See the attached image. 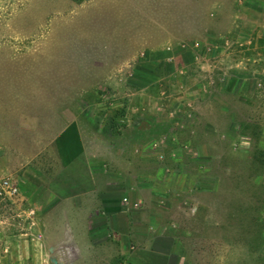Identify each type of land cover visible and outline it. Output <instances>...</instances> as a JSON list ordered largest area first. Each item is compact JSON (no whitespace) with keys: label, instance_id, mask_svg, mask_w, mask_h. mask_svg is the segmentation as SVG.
I'll use <instances>...</instances> for the list:
<instances>
[{"label":"rangeland","instance_id":"374dc122","mask_svg":"<svg viewBox=\"0 0 264 264\" xmlns=\"http://www.w3.org/2000/svg\"><path fill=\"white\" fill-rule=\"evenodd\" d=\"M234 71L264 81V0H0V181L19 185L0 194V264L32 236L47 192L86 172L68 145L102 155L132 225L156 181L176 202L172 222L197 217L198 264H237L238 242L264 264V97L249 114L261 125L243 131L258 136L206 134L208 117L242 115L225 83ZM139 232L117 259L146 264Z\"/></svg>","mask_w":264,"mask_h":264},{"label":"crops","instance_id":"0c3cea01","mask_svg":"<svg viewBox=\"0 0 264 264\" xmlns=\"http://www.w3.org/2000/svg\"><path fill=\"white\" fill-rule=\"evenodd\" d=\"M229 74L225 83H229L231 97L240 105L238 107L242 115L238 118L228 114L222 124H219L215 115L212 119L208 117L205 122L206 134L224 139L234 135L239 138L256 137L259 134L254 136L243 131L247 126H260L262 123L249 114L256 109L257 101L264 97V81L236 78L235 71ZM239 74L245 73L239 71ZM224 107H228L227 103H224ZM226 110L229 108L223 109L225 115L228 113ZM260 137H264V134ZM228 151L227 147H222L223 153ZM65 152L74 155V159L78 153L83 155L82 162L78 164L86 168V172L77 178L68 179L64 183L66 190L59 197L52 200L51 194L47 192L41 200L47 204L39 206L41 220H37L32 236L10 243L2 260L13 258V264H113L119 260V254H130L132 242L140 239L135 233L140 231L141 243L146 245V264H198L196 251L202 245L198 243L200 232L194 224L197 217L190 214L188 225H182L181 220L175 217L172 222L170 212L176 202L168 189L162 191L156 181L148 182L146 212L142 217L137 216L138 221L135 216L132 225L128 209L122 207L120 199L112 197L110 185L113 181L103 178L105 172L97 164L102 155L96 149L87 151L86 146L75 148L68 145ZM30 184L39 185V181L31 178ZM116 206L122 211H117ZM108 218L111 223L107 222ZM108 226L116 229V241L109 239ZM203 235L207 239L210 234L206 231ZM226 244L230 248L231 243ZM235 246L243 250L237 258V264H255V253L251 252L247 242H238ZM136 259L135 264H138Z\"/></svg>","mask_w":264,"mask_h":264},{"label":"built area","instance_id":"2783aa9c","mask_svg":"<svg viewBox=\"0 0 264 264\" xmlns=\"http://www.w3.org/2000/svg\"><path fill=\"white\" fill-rule=\"evenodd\" d=\"M0 194L7 199H12L13 196L19 193V185L12 178H4L0 181ZM128 201L127 197L121 200L122 203ZM117 235V234H116ZM117 264H132L128 258H122L117 262Z\"/></svg>","mask_w":264,"mask_h":264}]
</instances>
